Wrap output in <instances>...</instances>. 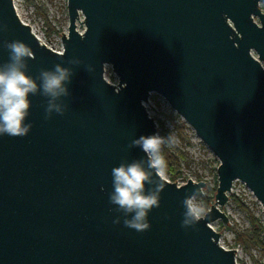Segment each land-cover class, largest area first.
<instances>
[{"label":"water","instance_id":"95a60500","mask_svg":"<svg viewBox=\"0 0 264 264\" xmlns=\"http://www.w3.org/2000/svg\"><path fill=\"white\" fill-rule=\"evenodd\" d=\"M67 16L56 50L0 0V64L4 42L18 40L33 52L28 75L56 64L73 73L63 115L46 119L45 98L30 96V132L0 137V264H236L210 223L230 221L221 206L233 181L264 214V0H67ZM152 93L219 160L194 227H181L183 199L206 186L193 176L164 178L143 232L108 200L111 169L143 157L132 140L158 132Z\"/></svg>","mask_w":264,"mask_h":264},{"label":"clouds","instance_id":"9594fccd","mask_svg":"<svg viewBox=\"0 0 264 264\" xmlns=\"http://www.w3.org/2000/svg\"><path fill=\"white\" fill-rule=\"evenodd\" d=\"M2 30V29H0ZM8 59L0 64V137H24L31 130V123L26 122L31 106L30 96L40 95L45 98V118L53 113L63 115L64 97L69 95L72 70L61 64L52 69H41L35 77L27 74V61L33 57L31 48L22 41H5ZM70 64L78 65V59ZM176 137L169 133L161 136L141 135L131 142V147L139 148L143 153L140 159L121 162L111 169L112 190L108 195L109 203L123 216L125 227L143 232L150 228L148 219L153 208L160 205V194L165 189L164 178L167 174V161L163 149L173 147ZM202 189H194L182 201L183 213L181 227H194L202 214L199 200ZM117 216L113 223H120Z\"/></svg>","mask_w":264,"mask_h":264},{"label":"rangeland","instance_id":"374dc122","mask_svg":"<svg viewBox=\"0 0 264 264\" xmlns=\"http://www.w3.org/2000/svg\"><path fill=\"white\" fill-rule=\"evenodd\" d=\"M19 17L47 44L61 50V35L67 32L68 16H67V0H14ZM255 55V54H254ZM264 64V61H262ZM105 75L116 83L117 78L111 70V66H105ZM150 94L146 103L157 122L163 123V129L166 134L172 133L177 140L173 147H179L187 154V162H182L179 168V176L175 179L177 185H181L190 176L200 181H206L203 194L199 200V205L203 211L201 216L209 209L213 203V198L205 200L207 196L215 193L212 188L217 187L216 168L219 160L212 151L199 139L194 130L178 115L169 104L159 95ZM184 122L186 127L183 132L188 138V142L184 141L179 135V126ZM157 128H158V123ZM170 150H173L172 148ZM166 176L170 179V174ZM216 191V190H215ZM231 195L236 196L248 211L264 227V214L261 204L256 200L252 192L241 181H233L229 200L221 206L230 218L227 223L217 219L210 223L218 229L227 245V247H236V264H264V240L262 243L246 240L239 243L233 231L236 226L239 231H249L251 228L247 210L239 207L231 199ZM264 238V230L261 231L259 239Z\"/></svg>","mask_w":264,"mask_h":264},{"label":"trees","instance_id":"16d2710c","mask_svg":"<svg viewBox=\"0 0 264 264\" xmlns=\"http://www.w3.org/2000/svg\"><path fill=\"white\" fill-rule=\"evenodd\" d=\"M28 1H32V0H28ZM157 96V95H155ZM156 121V120H155ZM158 123V133L161 136H167L165 130L163 129V123H161L160 121L157 122ZM186 125L185 123L182 121L181 125L179 126V135L184 138V141L188 142V138L185 135V133L183 132V128H185ZM173 150H170L169 148L165 147L163 149V153L165 156V159L167 161V172L170 174V181H175V179L179 176V168L182 162H187V154L185 151H183L182 149H180L179 147H173ZM212 190L215 192L216 187H213ZM231 199L235 202L236 205H238L239 207L243 208L244 205L241 203V201L234 195L230 196ZM213 198L214 200V194L213 197L212 196H207L205 198L206 201H208L209 199ZM245 208V207H244ZM246 209V208H245ZM247 210V214H248V218L250 221V230L249 231H239L237 229L236 226L233 227V231L236 235V239L238 240L239 243H244L246 240H250L252 242H257V243H262V241L264 240V238L262 237V239H259L261 236V231L264 230V227L262 226V224L259 222V220L253 216V214Z\"/></svg>","mask_w":264,"mask_h":264}]
</instances>
